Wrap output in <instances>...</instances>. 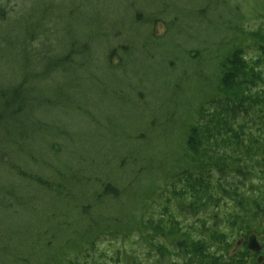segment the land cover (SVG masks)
Returning <instances> with one entry per match:
<instances>
[{
	"label": "rangeland",
	"instance_id": "rangeland-1",
	"mask_svg": "<svg viewBox=\"0 0 264 264\" xmlns=\"http://www.w3.org/2000/svg\"><path fill=\"white\" fill-rule=\"evenodd\" d=\"M45 1L0 0L7 17H0L3 85L23 77L28 65L13 29L24 27V13L35 20L47 13ZM52 1L65 5L56 34L83 46L84 65L27 82L36 97L54 103L62 96L68 105L42 106L48 109L38 118L47 123H27L20 149L8 147L0 162V189L10 194L0 204V264H165L158 247L167 240L149 225L165 216L183 227L214 225L230 238L235 207L222 187L248 190L260 180L215 171L213 193L224 200L197 213L182 210V139L215 106L223 58L235 48L242 59L260 55L255 32L264 31V0ZM55 5L51 11L61 13ZM35 64L42 70L41 54L29 66ZM14 165L59 180L58 193L35 186L30 200L11 201V188L29 195ZM101 184H109L110 195L87 205ZM237 249L231 240L228 254Z\"/></svg>",
	"mask_w": 264,
	"mask_h": 264
},
{
	"label": "trees",
	"instance_id": "trees-1",
	"mask_svg": "<svg viewBox=\"0 0 264 264\" xmlns=\"http://www.w3.org/2000/svg\"><path fill=\"white\" fill-rule=\"evenodd\" d=\"M45 2L47 13L35 20L31 16H25L26 13L23 12L24 27L13 29L14 42L22 47L28 65L23 77L15 76L12 83L5 85L0 82L1 163L9 158L8 147L14 146L20 149L22 138L27 137L25 133L27 123L42 122L44 125L47 123L46 120L40 121L38 118V111L48 109L42 106L49 104L52 109H60L61 106L68 105L62 96H59V101L54 103L36 97L35 91L26 87L29 86L27 83L29 78L32 84L34 81H39L42 75L45 76L43 79H47L48 74L67 72L68 65H74L77 69H81L84 65L83 46L70 40L64 43L62 38H68V34L58 36L54 28L58 19L65 15L61 12L65 9V5L59 3L57 6L52 4V0ZM49 4L55 5L61 13H53L52 5ZM1 11L2 9H0L2 15ZM0 17L7 19L6 14ZM255 33L259 35L256 38L260 40L258 42L260 55L258 54L254 59H242L239 55L240 49L235 48L223 58L222 62L220 61L217 90L212 99L215 106L211 111L204 112L201 121L199 118L195 124L188 127L182 139L181 171L178 174H183L184 182L179 195L187 201V204L181 203L182 210L197 213L199 210L204 211L209 207L218 206L217 204L224 200V196L220 197L217 194L215 196L213 193L215 186L212 181L215 171L219 175L234 173L237 177L242 176L246 179L247 176H253L260 180L251 184L248 190H241L235 184H230L229 188L222 187L223 193L233 200L237 209L231 215L230 228L238 221H245L246 205H264V31ZM57 38L61 39L55 41ZM34 40L40 42L39 48L31 47ZM40 54L45 62L42 70L38 68L40 64L29 66L32 59ZM92 60V67H96V63ZM8 87L12 88L10 92L6 91ZM60 102L63 105H60ZM240 116H243L241 122ZM13 167L19 176L18 179L29 184L27 185L29 195L25 194L24 188L20 195L11 188L10 200L24 202L26 197L30 200V192L35 186L58 193L59 180L50 178V175H39L30 169L24 170L17 165ZM96 180L98 181L97 178ZM109 187V184H101L100 194L94 196L96 192L93 193L92 204L87 205L101 204L105 197L110 195ZM87 191L83 193L87 194ZM120 194L121 192L115 189V194L112 196L117 197ZM8 196L10 194L0 189V204H8L6 200ZM83 197L87 196L83 195ZM200 223L199 227H183L173 216L169 219L165 216L154 222L149 221L153 235L159 234L167 240V245L158 247L167 256L165 264H248L243 258L228 254L231 246L229 235L214 231V225L207 227L203 222ZM198 228L199 233L194 235V230ZM200 228H202L201 233ZM170 256L173 257L172 260H169ZM68 264L74 263L68 262ZM130 264L140 263L133 260Z\"/></svg>",
	"mask_w": 264,
	"mask_h": 264
},
{
	"label": "flooded vegetation",
	"instance_id": "flooded-vegetation-1",
	"mask_svg": "<svg viewBox=\"0 0 264 264\" xmlns=\"http://www.w3.org/2000/svg\"><path fill=\"white\" fill-rule=\"evenodd\" d=\"M246 208L245 221L236 222L230 230V239L238 248L231 255L243 258L248 264H264V205H246Z\"/></svg>",
	"mask_w": 264,
	"mask_h": 264
},
{
	"label": "water",
	"instance_id": "water-1",
	"mask_svg": "<svg viewBox=\"0 0 264 264\" xmlns=\"http://www.w3.org/2000/svg\"><path fill=\"white\" fill-rule=\"evenodd\" d=\"M250 246H252V245H250ZM251 248H254L255 249V246L253 245Z\"/></svg>",
	"mask_w": 264,
	"mask_h": 264
}]
</instances>
